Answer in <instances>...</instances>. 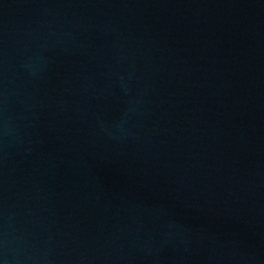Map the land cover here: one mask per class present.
Instances as JSON below:
<instances>
[{
    "label": "water",
    "instance_id": "95a60500",
    "mask_svg": "<svg viewBox=\"0 0 264 264\" xmlns=\"http://www.w3.org/2000/svg\"><path fill=\"white\" fill-rule=\"evenodd\" d=\"M0 264H264V0H0Z\"/></svg>",
    "mask_w": 264,
    "mask_h": 264
}]
</instances>
